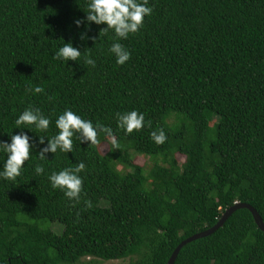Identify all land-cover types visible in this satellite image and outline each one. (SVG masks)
Returning <instances> with one entry per match:
<instances>
[{
	"label": "trees",
	"instance_id": "1",
	"mask_svg": "<svg viewBox=\"0 0 264 264\" xmlns=\"http://www.w3.org/2000/svg\"><path fill=\"white\" fill-rule=\"evenodd\" d=\"M87 5L0 0V141L24 132L36 142L22 175L0 178V264H168L238 203L264 220V0H149L152 15L121 41L101 32L107 25L76 27ZM64 42L79 47L78 63L54 59ZM114 42L132 54L123 66L109 52ZM89 55L95 68L84 63ZM35 86L44 92L33 94ZM29 107L51 119L46 134L16 129ZM66 109L112 128L119 149L103 136L99 145L74 138L72 153L40 161L47 139L40 145L38 136L57 134ZM132 110L146 125L126 134L116 114ZM159 129L161 145L151 138ZM6 160L0 153V170ZM40 163L45 175L34 171ZM79 163L83 191L70 200L48 176ZM174 264H264V232L240 209Z\"/></svg>",
	"mask_w": 264,
	"mask_h": 264
},
{
	"label": "clouds",
	"instance_id": "2",
	"mask_svg": "<svg viewBox=\"0 0 264 264\" xmlns=\"http://www.w3.org/2000/svg\"><path fill=\"white\" fill-rule=\"evenodd\" d=\"M153 8L149 6V0H88L86 19L75 21L77 28L84 26L90 30L92 24L107 25L101 32L107 34L113 32L117 41L127 40L130 35L138 33L144 26L145 17H150ZM82 34L81 39H87V35ZM109 52L115 57L117 65L123 66L131 59V52L120 42L112 43ZM82 58L79 47H74L72 42L63 43V46L55 53L54 59L63 62H77ZM84 63L95 68L96 61L91 56L84 57ZM33 94H42L44 88L35 86L30 89ZM117 127L126 134L134 131H141L146 125L145 114L138 110L117 113ZM51 119L46 117L39 108L29 107L15 121L16 129H31L34 127L38 132L47 133ZM55 126L59 130L57 134L48 138L46 135L38 136L39 144L44 145L47 139V147H42L38 152L40 161L48 160V154L72 153L74 149V138L81 144L99 145V136L110 141L114 149H119L120 145L113 129L97 122L93 124L77 115L70 109H66L55 121ZM151 127V122H147ZM32 132V131H31ZM152 140L158 144H164L167 135L163 129L151 132ZM10 143L0 141V153L7 156V160L0 170V178L15 181L24 171L25 163L30 160L35 149V141L27 133L11 135ZM85 164L79 163L75 167H67L59 172H53L48 179L53 189L64 192L70 200H79L83 191V179L80 173L85 171ZM37 175H45L46 170L42 163L37 164L34 169Z\"/></svg>",
	"mask_w": 264,
	"mask_h": 264
},
{
	"label": "water",
	"instance_id": "3",
	"mask_svg": "<svg viewBox=\"0 0 264 264\" xmlns=\"http://www.w3.org/2000/svg\"><path fill=\"white\" fill-rule=\"evenodd\" d=\"M244 208H245V209H248V210L252 213V215H253V217H254V219H255V222H256L257 226L259 227V229H260L261 231L264 232V220L262 219V217L260 216V214L258 213V211H257L253 206H251V205H249V204H240V203H238V204L234 205L232 208H230V209H229V210L223 215L222 219L219 221V223H218L215 227H213V228H211V229H208L207 231H204V232H202V233H200V234L194 235L193 237H191V238L185 240L184 242H182V244H181V245L175 250V252H174V254H173V256H172V258L170 259V261H169L168 264H174V263H175V261H176L178 255H179L181 249H182L185 245H187L188 243L193 242V241H195V240H198V239H201V238H204V237H208V236L214 234L216 231H218L220 228L223 227V225L227 222V220H228V219H229V218H230V217H231L236 211H238V210H240V209H244Z\"/></svg>",
	"mask_w": 264,
	"mask_h": 264
},
{
	"label": "rangeland",
	"instance_id": "4",
	"mask_svg": "<svg viewBox=\"0 0 264 264\" xmlns=\"http://www.w3.org/2000/svg\"><path fill=\"white\" fill-rule=\"evenodd\" d=\"M110 147L107 144H104L101 148L103 153H107L109 151ZM181 160L183 158L179 157ZM135 162L140 166H152V161L147 157L138 156L136 157ZM119 169H122V166H120ZM42 227L52 230L54 233L58 235H62L64 232V226L58 222L52 223L48 220L42 221ZM102 264H131L130 260H121V261H109V262H102Z\"/></svg>",
	"mask_w": 264,
	"mask_h": 264
}]
</instances>
